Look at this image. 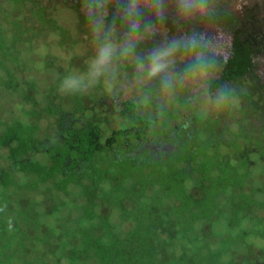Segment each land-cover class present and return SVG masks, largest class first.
<instances>
[{
    "label": "trees",
    "instance_id": "obj_1",
    "mask_svg": "<svg viewBox=\"0 0 264 264\" xmlns=\"http://www.w3.org/2000/svg\"><path fill=\"white\" fill-rule=\"evenodd\" d=\"M9 1L13 12L2 10L9 19L7 29L0 27V96L20 112L9 117L0 102V264H264V246L254 239L264 238L260 19L241 25L229 11L210 7L208 21L232 25L236 37L218 49L207 74L189 76L202 83L198 90V84H185L192 55L176 54L172 65L188 90L165 128L162 115L144 113L142 84L128 71H136L133 61L113 62L121 78L112 79L111 89L104 82L110 68L96 83L73 74L74 68L87 73L97 46L83 0L53 7L48 0ZM23 8V16L12 17ZM69 12L70 20L59 19ZM157 23L159 31L139 44V55L182 37L179 32L206 29L202 19L183 20L182 27L166 18ZM33 25L44 32L29 43L24 38ZM116 25L119 36L123 28L119 20ZM48 29L62 34L59 45L86 48L66 66L46 47L37 67L50 77L40 84L22 74L29 65L23 54L33 52ZM66 79L80 83L68 89ZM234 97L239 120L229 116ZM113 117L122 119L118 127L109 125Z\"/></svg>",
    "mask_w": 264,
    "mask_h": 264
},
{
    "label": "clouds",
    "instance_id": "obj_2",
    "mask_svg": "<svg viewBox=\"0 0 264 264\" xmlns=\"http://www.w3.org/2000/svg\"><path fill=\"white\" fill-rule=\"evenodd\" d=\"M173 3L175 16L180 20L210 14L209 0H173ZM238 3H242V0H238ZM83 11L97 45L95 56L89 62V75L93 78L108 72L116 60H131L135 64L138 84L159 78L164 87H170L174 80L171 73L173 58L178 52L192 55V62L185 68V76L207 74L215 65L213 57L218 49L230 40L222 32H194L173 38L141 56L137 52L138 46L159 31L157 22L166 18L168 0H83ZM117 20L123 28L119 36ZM79 83L76 79H66L64 87L76 88Z\"/></svg>",
    "mask_w": 264,
    "mask_h": 264
},
{
    "label": "rangeland",
    "instance_id": "obj_3",
    "mask_svg": "<svg viewBox=\"0 0 264 264\" xmlns=\"http://www.w3.org/2000/svg\"><path fill=\"white\" fill-rule=\"evenodd\" d=\"M228 1H232V3H234L233 7L235 6L236 9L239 6H241L240 4H238L236 2L237 0L236 1L235 0H209V9H210L211 6H213V8H216V9H219V7H220V8H223V9L226 8V11H228V10L230 11L232 9H231V6L228 4ZM259 1L263 2L262 3V7L264 8V0H259ZM56 2H59L61 5L64 4V0H52V1L48 0V5L53 7ZM10 5H11V2L9 0H0V11H1L0 12V16H2V18H0V27H4V29H7V21L6 20L9 19V17H7V16L3 17L4 11H2V10L6 9L8 11L10 10V12H13V9H11ZM237 5H238V7H237ZM27 10H28L27 8H23V10H20V11L18 9H16L14 11V15L12 17H15V14H20L21 16H23L27 12ZM211 11H213V10H211ZM257 12L261 16L264 14V12H263V14H261L262 12H261V8L260 7H257ZM239 13H240V10H236V14L240 15ZM69 14H70V12L68 14H63V15L61 14L59 19L62 18L63 22H65L66 19L70 20ZM207 18H208L207 16H198L195 19H202L203 22H206V20L208 21ZM166 19L171 20V21L173 20L175 25H179L180 27H182L181 24H182L183 20H180V19H178L175 16V8H174L173 0H168V14L166 16ZM263 19H264V17H263ZM59 24H61V23H59ZM208 24H209V28L205 29V33L222 32L226 37H229L227 35L230 34V29L227 28L226 26H224L222 24H218L216 22H212V23L209 22ZM59 27H60V25H59ZM7 31L8 30L5 31L7 33L6 36H9ZM47 31H48V33H46L47 35H45L44 37L40 36L39 38H37L38 45H36L37 48L34 49L33 52H30V50L28 49L27 52H24V54H23V59L24 60L27 59L26 62H27V64L29 63V65H28V69H27L28 71H26V72L23 71L22 74L26 75V76H24L26 78L31 77V78L39 80L40 84H43L42 79H44V77L49 76L48 73L45 72L44 69H41V68L37 67L39 65H41V67H42V62L44 61L43 53L45 54V51L47 50L46 47H51L50 50L55 55H57V56L59 55L58 59H59L60 63H62L63 65H66V66L69 65V61L71 60L72 56H74L75 54H82L83 55L84 54L83 49L86 48V47H84V44H79V46L73 45V46H70L69 48H66L67 45H62L61 46V45H59V42H60L61 39H63L62 38V34L59 31H57L58 32L57 35H55L53 32H50L49 29ZM36 32H44V30L43 31H41V30L39 31L38 27H36L34 25L30 26L29 34H28V36L26 38H24V40L29 41V39H31L32 36ZM178 35L179 36H186V34H182V33L180 34V32H179ZM173 38H178V37H176V35H175V36L172 37V39ZM37 42H36V44H37ZM229 42H230V40L226 41L224 44H222V46H226L227 43H229ZM29 43H30V41H29ZM20 44H22V42ZM24 44H26V43H24ZM23 46H25V45H23ZM222 46L220 47L221 49L224 48ZM90 48H93V47H90ZM179 53H180L179 56L181 58H185L187 56V54L184 53V52H179ZM26 55H30V56L27 58ZM41 55H43V56H41ZM31 57H33V58H31ZM90 57L92 58L93 56H90ZM91 58H90V60H91ZM257 59L260 60V62L257 63V70L261 74V76L264 77V55H263V53ZM28 60H29V62H28ZM36 60L38 62L35 63L34 61H36ZM82 61H80V60L77 61L79 66L81 65L80 63H82ZM116 68H117L116 64L113 63L110 66L111 71L107 74V77L105 78V81H104L105 84L107 85V87L110 88V89L112 88V86L110 85L111 82L114 79L117 81L119 77L121 78L120 72H118V73L117 72H115V73L113 72V70L115 71ZM87 69H88L87 73L84 74V73H82V71H79V69L74 68L73 74H78L79 73L80 79H85L87 76H89L90 82L96 83L99 77L98 78H93L92 76L87 75V74H89V72H88L89 68H87ZM128 71L131 74H133V76L136 74V71L134 72L133 70H129V69H128ZM171 73L174 76V80H173L172 85L170 87H164L162 82H161V80L159 78H157V79H153L152 81H149L147 83H143L142 87L140 89V91L143 92L142 93L143 97H145L144 100H145L146 107L144 109L145 110L144 113L145 114L147 113L150 116H157L158 114L162 115L164 117L163 120H162V127H165V128H167L170 125V123L172 122L171 119L173 117H175L176 115H178L177 112H179V110L181 109V106L183 105V107H184V103H182V102L180 103V99L179 98H180L181 94L183 95V93H185L188 90V89L183 87L184 83H182L183 81L179 77L180 76V72L178 70H175L173 65L171 67ZM51 77H52V75H51ZM185 78H186L185 84L186 85L188 84V86L190 85L188 83V81H190L191 84L192 83L195 84V85L198 84V86L195 87V89H197V90H198L199 86H201V84H202L201 82L199 83L196 79L195 80H191L192 78H190L189 76H185ZM124 80H128V78H125ZM2 87H3V84L0 83V90L2 89ZM90 87H91V85L89 84V86H86L85 88L88 90ZM136 87H137V85L133 86L132 88L135 89ZM164 92L165 93L167 92V94L165 95ZM3 96H5V94L2 95V97L0 96V102H1V105H3L4 107H6V109L9 110L8 111V116L11 115V113H13V112L19 113L20 111L18 109V106L16 104H13V103L11 104V101L5 100V98ZM156 96H158V97H156ZM154 98H158L159 99L158 103H156L157 105H154ZM222 98L223 97H221L220 99H222ZM220 99L219 98L215 99L214 104H216L217 107H219V106L221 107L222 104H223V103H221L222 100L219 101ZM230 100H231V102H229L230 104L229 103L227 104L228 106L230 105L229 106L230 107L229 108V116L230 117L234 116L236 118V120H239L240 117H241V114H240L241 112L233 110V106H234V104H236L237 100H236L235 97L230 99ZM113 101H116V99L113 98L112 102ZM108 102H109V98H108L107 103ZM176 103H178V104H176ZM172 104H174V105L176 104V105H178V107L176 109L170 108ZM119 106L120 105H118L117 107H119ZM119 108H118V111H119ZM200 108L201 107H199V109H197L196 112L200 113L202 118L206 117V114H207L206 109H204V108L200 109ZM169 109L170 110L174 109L175 111L170 113V112H168ZM100 110H101V112H105V113L107 111H110V112L113 111L110 107H100ZM5 112L6 111L4 109V114H5ZM215 114H217V113H215ZM168 118H170V119H168ZM121 120L122 119H120L119 117H113L111 119L109 125H111L112 127H118L120 125ZM233 120L234 121H231V127H232L233 130H237L239 124L237 123V121L235 119H233ZM159 125H161V122H160V124H158V126L154 127V129L152 131V133H154V135H158L159 130L157 128L159 127ZM130 171H132V170L129 168L128 172L131 173ZM152 179H154L153 176H152ZM254 239L258 242V245L264 246V238L263 237H255ZM217 245H218V243H214V246H217ZM125 254H126V252H125ZM254 259H256V258H254ZM130 260H131V257H130ZM263 263H264V261H263Z\"/></svg>",
    "mask_w": 264,
    "mask_h": 264
},
{
    "label": "flooded vegetation",
    "instance_id": "obj_4",
    "mask_svg": "<svg viewBox=\"0 0 264 264\" xmlns=\"http://www.w3.org/2000/svg\"><path fill=\"white\" fill-rule=\"evenodd\" d=\"M236 2L238 3V0ZM262 3L263 2H261L259 0H242V3H238L241 6L238 7V5H237V7L240 10V13H239L240 15H237L236 14V10L237 9L235 8V6L233 7L234 3H232V1H228V4L231 6V9L233 10V11L232 10H230V11L228 10V11L233 15L234 22H236L238 20L239 21L238 23H240L241 25H242V23H244V21L246 23H248L249 20L253 19V18L254 19L258 18V20L260 19V21H261L260 25L263 27V30H264V19H263V17H264V14H263L264 8L262 7ZM257 7L261 8V12H262L261 14H263L262 15L263 17L258 14ZM224 9L226 10V8H224ZM255 13L257 14V16H256ZM253 14H255V16ZM224 15H226V14H224ZM209 22L212 23V21H206L205 22V25L207 27L206 29L209 28V24H208ZM228 28L230 29V34L227 35V36L230 37V42L229 43H232V42H234V39H235L236 35H235V32L233 30L232 25L229 26ZM263 55H264V52H263Z\"/></svg>",
    "mask_w": 264,
    "mask_h": 264
}]
</instances>
